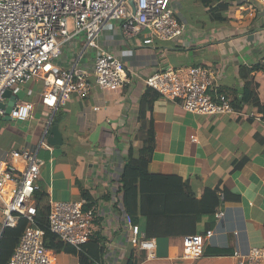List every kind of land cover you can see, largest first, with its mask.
I'll return each instance as SVG.
<instances>
[{"label": "crops", "instance_id": "0c3cea01", "mask_svg": "<svg viewBox=\"0 0 264 264\" xmlns=\"http://www.w3.org/2000/svg\"><path fill=\"white\" fill-rule=\"evenodd\" d=\"M170 5L185 25L175 40L143 45L145 34L125 38L116 21L104 26L98 46L124 62L126 82L116 92L93 87L85 98L73 96L60 105L52 126L58 127L62 144L58 148L48 144L50 149L38 152L43 165L36 193L44 197L42 206L47 208L50 200H83L87 209L95 208L93 234L83 246L84 264H234V251L264 248V116L249 117L251 112L261 114L250 104L241 110L233 107L237 113L232 116L188 113L179 101L156 97L157 92L143 82L161 68L202 66L214 75L211 95L221 93L236 101L248 80L264 104V69L251 70L264 59V7L257 5L255 16L249 17L243 2L232 0L217 14L223 20H217L200 0H170ZM78 49L75 44L66 49L63 67L70 66ZM90 50L81 61L87 69L92 67ZM41 86L38 80L30 81L11 89L5 98L4 103L12 97L16 102L33 101L35 108L20 124L0 117V156L37 143L38 132L51 115L40 104ZM150 121L154 151L149 162L141 163L138 150L145 138L141 127ZM129 150L131 167L161 177L148 184L149 191L137 193L135 211L128 186L139 171L124 168ZM206 190L217 195L215 211L221 202L220 218L215 211L202 213L207 210ZM182 191L193 201L180 203ZM126 214L133 215L146 239H154L153 258L130 245ZM209 229L214 234L203 255L183 258L182 238ZM215 250L222 253L213 255ZM50 251L55 264H80L77 253Z\"/></svg>", "mask_w": 264, "mask_h": 264}, {"label": "built area", "instance_id": "2783aa9c", "mask_svg": "<svg viewBox=\"0 0 264 264\" xmlns=\"http://www.w3.org/2000/svg\"><path fill=\"white\" fill-rule=\"evenodd\" d=\"M249 17L264 0H241ZM116 21L125 38L144 35L143 45L155 41H171L184 32L170 0H0V117L14 122L26 121L35 108L33 101H17L6 114L5 94L14 85L41 82L40 104L51 112L45 120L38 142L22 149H10L0 156V240L6 228H14L20 220L25 226L6 264H55L52 253L44 246V231L35 199L43 161L41 149H50L47 137L53 114L73 96L83 99L90 89L116 92L127 80L124 62L113 53L102 50L98 40L104 26ZM79 40L78 52L63 67L64 52ZM93 49L92 67H82L83 55ZM264 63V59L260 61ZM264 69V68H263ZM214 75L206 67H166L152 72L144 85L160 96L179 101L184 111L209 116H232L236 110L224 94L211 95ZM98 108H94L97 110ZM262 114L249 113L261 119ZM221 196V193H220ZM215 211L222 216L221 202ZM84 201L48 202L45 216L50 232L77 251L88 243L95 227V208L83 209ZM130 231L129 243L154 257L155 241L146 239L139 226L126 214ZM213 229L201 235L182 238V257L198 259ZM234 264H264V248H250L247 253L234 251Z\"/></svg>", "mask_w": 264, "mask_h": 264}, {"label": "trees", "instance_id": "16d2710c", "mask_svg": "<svg viewBox=\"0 0 264 264\" xmlns=\"http://www.w3.org/2000/svg\"><path fill=\"white\" fill-rule=\"evenodd\" d=\"M203 2V4H205L209 9L208 11L212 14V16L214 15L215 18H217V20H223V17L220 18L219 12L222 10H225L228 5L229 2H231L232 0H226L225 2L223 0H200ZM216 5L214 6L213 4ZM264 68V63L261 64L259 63V65L257 66H253L251 68V70H260ZM242 71V70H241ZM150 92V89H148ZM156 97L159 96L158 93H156ZM144 99V98H143ZM145 99H146V95H145ZM246 104H250L253 107L256 108V110L261 113L264 116V104H260L256 93L251 89L250 87V82L248 80H246L244 82V87L241 90V93L239 94V97L236 99V101H232L231 105L236 109V110H241L243 105ZM141 130H144L145 133V138L142 142L141 147L138 150V159L141 163H147L151 160L152 158V154L154 151V146H155V142H154V133H153V124L152 121L149 122V124L146 125V127H144L142 125ZM131 150H129V155H128V161H126V164L124 165V168L128 169L130 168H134L137 171H139V175L137 177H132L129 180V186H128V190L130 191V199H131V207L133 208V210L135 211L136 207H137V193H144L145 190H148V184L150 185V183L152 184L154 181L160 179V176H155L152 175L150 173H148L147 170H145L144 168L140 167V166H132L130 165V158H131ZM164 177V176H163ZM166 177V176H165ZM174 180H178L177 177H170ZM165 179H169V178H164ZM183 194L181 195V198L178 199L180 203H183V201L185 200L187 202V200L189 201H193L192 200V196L189 193H186L184 191H182ZM204 196H206L208 198L207 202L205 203V206H203L202 202V206L204 207V209L207 210H202L203 214H210L215 211V209L218 206V198L217 195L215 193V191L212 190H206ZM185 198V199H184ZM35 199H36V207L38 210V215H39V219L37 221V224L40 228L43 229L44 231V235H43V243L44 246L49 249V250H54L57 252L60 251H71L74 253H77L79 255V261L80 264H84V259H85V255H84V244L81 249L79 251H77L74 247L63 243L61 240L58 239V237L56 235H54L52 232L49 231L48 227H47V222L45 219L46 214L48 213V207H44L42 206V202L44 200V197L38 193L35 194ZM208 201H210V204L208 205ZM200 204V205H201ZM209 206V208H208ZM168 210L170 208L166 207ZM83 209H87V205H83ZM166 209V210H167ZM167 210V211H168ZM182 214V213H181ZM129 216L132 218L133 215L129 214ZM185 217V216H183ZM133 221V219H132ZM25 226V221L24 220H20L19 223L17 224L16 227L14 228H6L2 234L1 240H0V264H6L12 251L13 248L15 247V245L17 244V241L19 239V237L21 236V233L23 231V228ZM148 237H150L151 235L148 234ZM222 252L219 250H215V252H213V255H220ZM128 264H132L131 262H129Z\"/></svg>", "mask_w": 264, "mask_h": 264}, {"label": "water", "instance_id": "95a60500", "mask_svg": "<svg viewBox=\"0 0 264 264\" xmlns=\"http://www.w3.org/2000/svg\"><path fill=\"white\" fill-rule=\"evenodd\" d=\"M9 96V92H7L5 94V98H7ZM15 104V98H11L9 99V101L7 103H5L3 106H5L6 109V114L8 115L11 108L14 106ZM6 119L10 120V118L8 116H6ZM47 143L50 146H53L55 148H58L59 146H61L62 144V137L61 134L58 131V127L56 125L51 126L50 128V134L47 137Z\"/></svg>", "mask_w": 264, "mask_h": 264}, {"label": "rangeland", "instance_id": "374dc122", "mask_svg": "<svg viewBox=\"0 0 264 264\" xmlns=\"http://www.w3.org/2000/svg\"><path fill=\"white\" fill-rule=\"evenodd\" d=\"M74 44L75 45H79L80 44V41L79 40H76V41H74ZM89 50V49H88ZM88 52V51H87ZM89 53H93V51L92 50H90L89 51ZM93 56H94V53H93ZM92 56V57H93ZM20 85H14L11 89H15L16 87H19ZM23 87H24V85H22ZM17 123H19L20 124V122H17ZM10 128V130H13V129H15V128H11V127H9ZM18 129V128H17ZM14 131V130H13ZM15 131H20V130H15ZM38 133H40V134H38L37 135V138H36V140H37V142H38V140H39V138H40V135H41V132L39 131ZM41 150H43V149H41Z\"/></svg>", "mask_w": 264, "mask_h": 264}]
</instances>
